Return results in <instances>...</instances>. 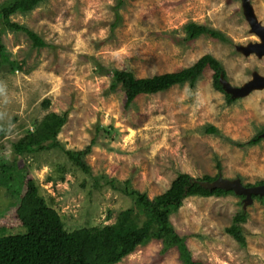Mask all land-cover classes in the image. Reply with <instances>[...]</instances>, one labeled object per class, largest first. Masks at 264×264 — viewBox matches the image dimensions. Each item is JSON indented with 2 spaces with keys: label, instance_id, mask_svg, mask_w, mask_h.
<instances>
[{
  "label": "rangeland",
  "instance_id": "rangeland-1",
  "mask_svg": "<svg viewBox=\"0 0 264 264\" xmlns=\"http://www.w3.org/2000/svg\"><path fill=\"white\" fill-rule=\"evenodd\" d=\"M117 3L42 0L29 12L10 15L11 21L36 32L47 44L43 47H34L25 33L0 22L1 41L14 61L12 68L0 66V163L15 158L11 143L51 111L68 110L58 134L64 149H83L97 135L83 158L89 173L58 147L17 159L68 229L112 223L127 208L139 214L129 197L103 183V175L129 178L133 188L149 197L166 190L178 172L195 180L216 175L244 185L264 183V88L228 104L212 86V70L206 69L193 89L187 83L173 85L141 94L128 107L120 85L109 90L111 68L151 76L187 67L205 53L222 63L225 87H241L254 74L264 76V55L241 49L260 42L245 3L264 26V0H121L120 20L112 27ZM189 21L219 29L231 41L200 36L176 44L171 37L183 35ZM209 125L220 134L206 133ZM255 136L256 143L243 147L231 142L247 143ZM9 187L0 179V236L25 231L14 210L18 189ZM239 195L188 196L169 215L194 259L264 264V203ZM241 209L247 212L243 247L224 231ZM160 249L161 243L151 240L117 264H183L176 248L165 254Z\"/></svg>",
  "mask_w": 264,
  "mask_h": 264
},
{
  "label": "trees",
  "instance_id": "trees-1",
  "mask_svg": "<svg viewBox=\"0 0 264 264\" xmlns=\"http://www.w3.org/2000/svg\"><path fill=\"white\" fill-rule=\"evenodd\" d=\"M42 0H5L0 3V22L9 30L20 31L27 35L34 47H43L47 44L32 29L10 20V15L31 11ZM118 0L115 8L114 27L120 20ZM184 34L171 37L176 44L187 45L200 36H206L224 43L231 40L224 32L189 21L183 26ZM1 36V32H0ZM0 38V66L7 63L10 68L14 61L9 58ZM101 65L96 70L101 72ZM206 69L212 70V86L222 92L226 103L235 100L223 85L226 71L222 63L210 53H205L197 58L191 65L174 71L162 72L151 76L137 77L128 69H109L111 81L109 90H114L120 85L125 92L124 106H130L135 98L141 94H151L166 90L173 85L187 83L190 88H195ZM44 107L49 104L45 99ZM68 110L61 113L48 112L35 125L34 130L26 131L19 139L11 143L15 156L9 162L0 163V179L10 186L15 184L18 189V198L15 205V215L24 226L23 233L0 236V264H117L123 257L132 253L138 246L145 245L151 240L161 243L160 253L165 254L169 249L176 248L183 264H205L194 259L187 247L186 237L181 236L174 228L169 215L175 212L188 196H225L236 194L233 189L222 185L210 187L217 176L204 175L201 179L193 180L188 173L178 172L170 186L162 193L149 197L146 192H141L131 186L129 178L118 181L115 178L103 175V183L111 189L129 197L138 208L139 214L132 208L120 210L112 223L81 226L68 229L59 211L49 205L40 192L36 181L18 167L17 159L22 156L35 155L50 148L58 147L71 161L85 173H89V166L84 161V156L90 152L97 143L95 135L90 143L80 150L64 149L58 141V134L67 121ZM208 134L218 135L219 130L212 125L205 127ZM259 140L253 139L244 142L231 141L238 147L254 144ZM50 141L49 145L45 144ZM216 165L220 163L216 158ZM250 186V184H246ZM10 190V189H8ZM239 196L244 197L243 194ZM264 203L261 195H252ZM247 220L244 209L234 214L230 224L224 228L240 246L246 245V231L243 224Z\"/></svg>",
  "mask_w": 264,
  "mask_h": 264
},
{
  "label": "water",
  "instance_id": "water-1",
  "mask_svg": "<svg viewBox=\"0 0 264 264\" xmlns=\"http://www.w3.org/2000/svg\"><path fill=\"white\" fill-rule=\"evenodd\" d=\"M245 9L250 27L252 31H254V33H256V35L259 37L260 42L250 43L244 47H241V49L244 53L255 52L258 55H264V26L256 20L248 3H245ZM260 88H264V76L258 74H254L252 78L241 87H225L226 91L229 92L233 97L244 95L253 89ZM207 184L210 187L222 185L227 189H233L236 193L243 194L246 201H251L252 195H261L264 197V183L254 186H246L238 180H229L218 176L213 183Z\"/></svg>",
  "mask_w": 264,
  "mask_h": 264
},
{
  "label": "bare ground",
  "instance_id": "bare-ground-1",
  "mask_svg": "<svg viewBox=\"0 0 264 264\" xmlns=\"http://www.w3.org/2000/svg\"><path fill=\"white\" fill-rule=\"evenodd\" d=\"M255 53V52H254Z\"/></svg>",
  "mask_w": 264,
  "mask_h": 264
}]
</instances>
